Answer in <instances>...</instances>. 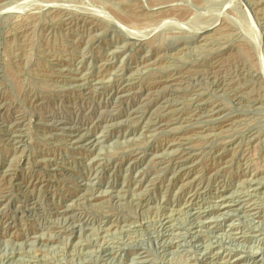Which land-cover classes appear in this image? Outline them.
Masks as SVG:
<instances>
[{
    "label": "rangeland",
    "instance_id": "374dc122",
    "mask_svg": "<svg viewBox=\"0 0 264 264\" xmlns=\"http://www.w3.org/2000/svg\"><path fill=\"white\" fill-rule=\"evenodd\" d=\"M0 264H264V0H0Z\"/></svg>",
    "mask_w": 264,
    "mask_h": 264
}]
</instances>
